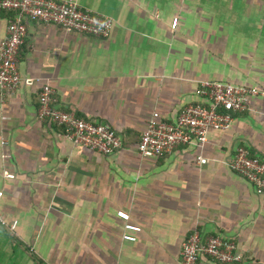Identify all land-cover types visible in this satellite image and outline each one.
<instances>
[{
    "label": "crops",
    "instance_id": "obj_1",
    "mask_svg": "<svg viewBox=\"0 0 264 264\" xmlns=\"http://www.w3.org/2000/svg\"><path fill=\"white\" fill-rule=\"evenodd\" d=\"M76 1L112 17L111 36L29 21L19 68L35 80L0 96V209L19 221L14 232L0 224V264H183L195 230L236 241L244 255L200 264H264V193L228 166L240 146L264 159V0ZM12 18L0 12V43ZM204 80L260 93L203 147L143 157L152 115L175 122L185 106L207 103ZM46 83L56 106L110 125L124 146L94 151L40 120ZM118 211L142 227L137 241L123 239Z\"/></svg>",
    "mask_w": 264,
    "mask_h": 264
},
{
    "label": "built area",
    "instance_id": "obj_2",
    "mask_svg": "<svg viewBox=\"0 0 264 264\" xmlns=\"http://www.w3.org/2000/svg\"><path fill=\"white\" fill-rule=\"evenodd\" d=\"M13 13L7 35L0 43V96L2 100L18 88L21 82L33 83L32 77H23L19 68V54L28 35V22L55 24L71 32L109 38L115 22L110 16L95 12L76 0H0V12ZM179 18L172 27L176 29ZM207 103L185 106L175 122L161 118L155 112L149 120L137 145L143 157H165L182 145L203 147L208 142L211 129H228L236 114L252 110V97L260 90L246 84H235L215 80H204L197 89ZM55 90L49 83L40 90L38 118L65 128L66 136L76 145L104 154H111L124 146L123 138L116 129L107 124L88 120L74 111L60 108L53 102ZM200 163L203 156L198 157ZM228 166L252 182L258 193H264V159L245 147H238ZM3 192H0V198ZM125 220L123 239L135 242L140 225L130 222V214L118 211ZM18 220L7 221L1 213L0 224L14 232ZM183 264H200L202 255L221 263H237L244 259L236 241L219 235L204 236L199 230L192 232L182 247Z\"/></svg>",
    "mask_w": 264,
    "mask_h": 264
}]
</instances>
